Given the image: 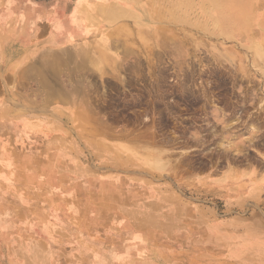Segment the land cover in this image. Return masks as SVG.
<instances>
[{
	"label": "rangeland",
	"instance_id": "rangeland-1",
	"mask_svg": "<svg viewBox=\"0 0 264 264\" xmlns=\"http://www.w3.org/2000/svg\"><path fill=\"white\" fill-rule=\"evenodd\" d=\"M77 2L0 0V264H264V0Z\"/></svg>",
	"mask_w": 264,
	"mask_h": 264
},
{
	"label": "crops",
	"instance_id": "crops-1",
	"mask_svg": "<svg viewBox=\"0 0 264 264\" xmlns=\"http://www.w3.org/2000/svg\"><path fill=\"white\" fill-rule=\"evenodd\" d=\"M78 6L84 10H90V0H78ZM79 8V9H80ZM3 13V14H2ZM70 12L66 11L63 13V10H56V13L49 14L44 9H17L7 10L6 12L0 11V22L5 24V20H2L4 16L9 18L8 23L15 26L17 29H21L23 34L26 36L23 37L24 40L29 42V39L34 40V38H43L44 42L54 41L57 39L56 32H59V27L63 23L69 24ZM49 17V18H48ZM16 23V24H15ZM5 26V25H4ZM2 26V27H4ZM22 39V40H23ZM46 40V41H45Z\"/></svg>",
	"mask_w": 264,
	"mask_h": 264
},
{
	"label": "bare ground",
	"instance_id": "bare-ground-1",
	"mask_svg": "<svg viewBox=\"0 0 264 264\" xmlns=\"http://www.w3.org/2000/svg\"><path fill=\"white\" fill-rule=\"evenodd\" d=\"M232 33L235 34L233 29H232ZM249 34H250V32H248V31H244V32L238 31V33L236 34V37H237V39H242L243 41L246 42L248 40V38H250ZM256 43H255L256 44L255 46H258V42H256Z\"/></svg>",
	"mask_w": 264,
	"mask_h": 264
}]
</instances>
